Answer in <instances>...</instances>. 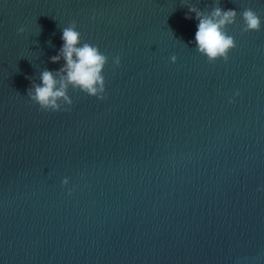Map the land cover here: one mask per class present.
Masks as SVG:
<instances>
[{
  "label": "water",
  "instance_id": "obj_1",
  "mask_svg": "<svg viewBox=\"0 0 264 264\" xmlns=\"http://www.w3.org/2000/svg\"><path fill=\"white\" fill-rule=\"evenodd\" d=\"M193 6L218 5L0 0V264H264V0H220L227 62L197 51ZM73 21L109 58L105 99L42 111L28 89Z\"/></svg>",
  "mask_w": 264,
  "mask_h": 264
},
{
  "label": "clouds",
  "instance_id": "obj_2",
  "mask_svg": "<svg viewBox=\"0 0 264 264\" xmlns=\"http://www.w3.org/2000/svg\"><path fill=\"white\" fill-rule=\"evenodd\" d=\"M219 4L220 0H217L218 6L207 13L195 6L188 8L199 22L195 34V47L199 54L208 59L209 63H215L221 59L227 62L229 53L237 46L235 38L229 35L228 28L236 24L238 13L232 9L224 10ZM239 15L243 20V32L261 30L262 21L257 12L247 8ZM186 18L191 19L192 17ZM18 32L23 35L26 28L21 27ZM81 36L75 21L63 28V46L59 55L51 57L52 63L64 61L63 66L57 72L42 71L40 82L33 81L31 88L28 89L27 96L34 104L39 105L42 111L70 110L74 103L69 95L70 89L83 92L101 101L105 99L106 79L103 73L109 58L101 52L99 46L87 42L82 43ZM171 61L176 63L177 57L172 56ZM113 63L115 67H119L121 58L115 57ZM236 95L239 93L237 92ZM68 183L67 179L63 181L65 186ZM261 190L264 191V189Z\"/></svg>",
  "mask_w": 264,
  "mask_h": 264
}]
</instances>
